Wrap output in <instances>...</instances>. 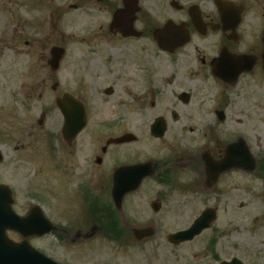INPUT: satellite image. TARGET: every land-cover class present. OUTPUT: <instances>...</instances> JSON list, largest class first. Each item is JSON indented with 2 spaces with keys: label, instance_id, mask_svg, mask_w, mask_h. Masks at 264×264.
I'll list each match as a JSON object with an SVG mask.
<instances>
[{
  "label": "flooded vegetation",
  "instance_id": "obj_1",
  "mask_svg": "<svg viewBox=\"0 0 264 264\" xmlns=\"http://www.w3.org/2000/svg\"><path fill=\"white\" fill-rule=\"evenodd\" d=\"M69 1L74 3H69L67 8L59 4L52 12L58 7L65 10L69 23L70 18L77 16L72 12L77 11H81L84 19H94V25L90 20L78 28L85 30L88 40L103 37L116 43L111 53L119 67L108 70L110 75L107 76L103 67L98 77L91 74L88 78L76 77L63 87L58 71L68 58L70 45L63 40L48 39L43 45L49 48L48 55L37 54L40 65L45 61L49 67L51 50L55 47L64 50L59 69L51 71L54 82L49 84L50 89L44 88L47 82L41 79L37 84L39 89L24 91L26 108L34 98L42 102L44 95L52 92L53 116L43 110L37 117L27 114L26 109L25 119L20 122L21 141H16L14 150L19 152L21 148L26 156H45L40 151L48 147L55 167L50 176L54 185L37 193L35 201L26 204L19 213L15 208L14 189L0 179V183L13 190V209L26 222V226L21 227L23 233L14 228L6 229L9 240L28 243L54 264H144L146 243L158 232L160 224L176 221L178 213L174 218L167 216L171 194L180 192L186 199L191 194L199 201L215 203L220 192L230 194L234 189H250L252 183L264 193V153H253V156L243 135L220 127L228 117L225 110L230 107L228 90L244 76H253L256 70L264 76L261 38L254 45L243 40L241 27L249 0H208V8L203 6V0ZM42 4L38 2L39 11L43 9ZM221 6H234L233 12L239 11L240 19L234 28L227 29L221 23ZM11 11L9 6L7 13ZM94 12L99 17H94ZM57 19L51 16L53 28ZM207 38L213 40L210 47L204 45ZM134 39L143 41L145 46L141 50L157 48L166 55L167 73L160 74L164 83L159 81V92L154 65L142 63L141 74L131 72L133 65L143 60L142 51L133 48ZM189 45L192 50L187 54L183 50ZM163 47L167 49H161ZM223 52L239 57L238 61L233 59L230 67L239 73L237 78H225L228 65L221 67L223 79L216 76V61L221 60ZM172 66L174 71L184 69L179 90L170 87L176 76L169 73ZM106 81L120 83L132 95V104L121 98L115 104L92 106L87 98L88 90L92 87L97 90ZM216 83L222 87L220 95ZM140 87L142 90L138 91ZM165 87L171 89L175 97L174 101L169 100L170 104L157 101V94L161 96ZM101 92L109 98L116 91L113 84H106ZM65 95L83 105L87 119L85 128L71 138L63 133L64 115L59 105ZM197 95L201 96L200 103L189 106ZM211 102L214 107L208 110ZM210 111L215 120L210 118ZM96 112H101L102 116ZM94 117L99 118L94 127L98 130L88 132ZM154 125L158 128L152 129ZM109 129H115L116 134L107 131ZM103 134L106 138L102 142ZM2 159L3 156L0 162ZM35 208L41 209V214L37 215ZM199 211L182 229H187L206 211L214 213L209 229L214 228L217 207L208 205ZM27 221L30 224L27 225ZM151 227L152 236L139 234L138 230ZM187 243L189 241L179 245ZM206 243L209 250H200L207 255L206 263L219 264L217 239Z\"/></svg>",
  "mask_w": 264,
  "mask_h": 264
},
{
  "label": "rangeland",
  "instance_id": "obj_2",
  "mask_svg": "<svg viewBox=\"0 0 264 264\" xmlns=\"http://www.w3.org/2000/svg\"><path fill=\"white\" fill-rule=\"evenodd\" d=\"M37 1L43 3L42 11H39ZM69 3L74 2L69 0H0V149L4 155L3 161L0 162V179L14 189L15 208L19 213L24 210L26 204L35 201L37 193L41 194L54 185L51 171L55 167L51 162L52 156L49 155L48 147L44 146L40 151L45 156H26L21 148L19 152L14 150L16 141H21L20 122L25 119L26 109H28L27 114L31 113L37 117L43 110H47L50 116H53L52 92H47L41 100L42 102L34 98L31 100L32 102L28 103L27 108L23 100L25 90L40 88L37 84L41 82V79H44L45 83L47 82V87H44L47 90L51 87L49 84L54 82V79L50 77L52 71L50 67L46 65L45 61L41 66L37 58V54L48 55L49 48H43L46 45L45 42L48 39L51 41L63 40L70 45L68 58L58 71L60 73L58 79L63 87L70 85L71 80L76 77L88 78V74L98 77V73H101L100 70L103 67L104 76L110 75L108 70H117L119 67L117 58L111 53V50L113 52L116 48L113 45L116 43L108 42L103 37L88 40L85 38V30L81 31V28H78L90 20L93 24L94 19L90 17L84 19L81 11H77L72 12L77 16L70 18L71 23H69V17L64 12L65 10L58 7L52 12V8L55 6L61 4L67 8ZM248 3V10L241 28L244 42L254 45L255 42L260 41L261 31L264 29V0H249ZM9 6L12 9L10 14L7 13ZM203 6L210 7L208 0H203ZM93 8L98 7L93 5ZM59 15L60 17L57 19ZM85 15L87 14L85 13ZM95 15L99 17L96 12L93 16L95 17ZM51 16L53 19H57L55 28H53ZM133 41L135 49L141 50L145 46L142 40L134 39ZM210 41L213 40L205 39L204 45L210 47ZM191 50L192 46L189 45L183 52L188 54ZM141 51L140 57L143 60L139 65H133L131 72L141 74L142 63L154 65L157 73L156 90L159 92V81L164 83L160 80L163 78L160 74L167 73L164 68L166 55L157 48ZM169 73L171 75L176 73L170 87L179 90L180 82L185 76L184 69L182 67L177 71L173 69ZM260 73V70H256L253 76H244L228 90L227 98L230 101V107L225 109L228 117L226 123L220 126L234 132L235 135H243L251 152L255 154L264 153V76ZM140 79H143L142 76ZM106 84H113L116 91L109 98L101 92V88ZM216 85L219 90L217 94L220 95V92L223 93L222 87L218 83ZM100 86L97 90L92 87L87 92V98L92 106H100L102 103L115 104L121 98L132 104V95H129L120 83L106 81ZM141 90L140 87L138 91ZM149 96L151 97L152 94ZM165 96H169V98H164ZM200 97L197 95L188 105L199 104ZM169 100H175L171 89L162 90L161 96L157 94V101L160 103L165 101V104H170ZM47 101H50L49 105L46 104ZM213 107L214 104L211 102L207 109L211 108L212 110ZM129 113L132 114V112ZM95 114L99 117L102 116L101 112ZM210 118L216 119L211 111ZM97 120L99 118L96 117L91 120L88 132L98 130L94 129ZM107 131L116 134L115 129ZM9 132L12 133V136L9 135ZM104 138L106 137L103 134L102 142ZM14 159L16 160L14 161ZM184 195L180 192L171 194L172 202L166 208V210L169 208L167 216L170 215L174 218L178 213L176 221L160 224L158 232L156 231L154 237L146 243L144 264H217L206 263L207 255L200 252L201 249L208 251L206 241L215 238L218 241L219 261L229 260L236 256L246 264H264V193L254 183L250 189H234L230 194L220 192L219 200L215 203L199 201L191 194L186 199ZM204 205L215 206L218 209L217 221L212 225L214 228L204 231L192 242L171 246L166 239L168 233L185 227L198 214V211L205 207Z\"/></svg>",
  "mask_w": 264,
  "mask_h": 264
},
{
  "label": "water",
  "instance_id": "obj_3",
  "mask_svg": "<svg viewBox=\"0 0 264 264\" xmlns=\"http://www.w3.org/2000/svg\"><path fill=\"white\" fill-rule=\"evenodd\" d=\"M221 21L226 28H234V26L239 22L240 16L239 11L236 13L233 12L235 9L233 7H225L221 6ZM262 44H263V51L261 54L263 70H264V32L262 35ZM181 45V44H179ZM53 56L55 57V64L56 68L58 67V59L62 56V51L58 48L53 50ZM227 56V57H226ZM238 61L239 57H235L230 55L226 52L222 53V58L218 62H216L215 67L218 66V70L215 73L218 77L223 79V69L221 67H226L228 65V69L224 71L225 78H236L239 74L234 69L230 67L234 64V60ZM238 63V62H237ZM68 98V97H66ZM67 100L65 99L64 102ZM62 110L66 116V109L62 107ZM79 109L76 110L78 112ZM82 112V111H80ZM82 125L71 128L72 134H76L84 125V121L80 123ZM159 126V124H158ZM155 126L154 128H158ZM70 129V125L68 124V120L65 125V129ZM142 168V167H141ZM13 202L12 199V192L9 188L4 185H0V264H54L50 259L44 257L43 255L37 253L33 249H31L28 243L23 242L19 244H15L7 239L5 235V231L7 228H14L22 232L21 227L26 226V222L24 219L16 216V214L11 209V203ZM213 211H206L202 214L194 223L193 225L186 231H180L173 234L170 237V240L173 242H181L184 240L192 239L195 235L199 234L204 228H207L210 224L209 222L213 220L214 215ZM38 215V211H37ZM30 224L27 221V225ZM139 234L144 236H150L153 234V230L151 228H145L138 230ZM221 264H241L238 260L234 259L231 262H223Z\"/></svg>",
  "mask_w": 264,
  "mask_h": 264
}]
</instances>
